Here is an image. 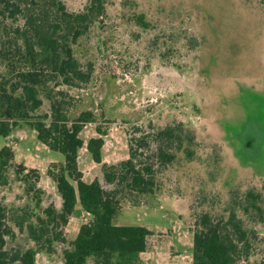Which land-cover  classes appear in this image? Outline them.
I'll return each instance as SVG.
<instances>
[{"label":"rangeland","instance_id":"obj_1","mask_svg":"<svg viewBox=\"0 0 264 264\" xmlns=\"http://www.w3.org/2000/svg\"><path fill=\"white\" fill-rule=\"evenodd\" d=\"M69 12L82 11L88 0H60ZM105 16L72 46L73 58L88 82L77 87L60 85L53 99L64 104L69 119L92 112L95 122L79 134L77 168L82 180L103 185L101 165L93 163L85 146L104 134L101 164L127 158V134L135 126L163 128L182 124L196 139L195 156L178 160L157 178L154 194L137 202H122L113 218L117 226H140L150 232L138 264H191L192 231L201 213L224 215L233 193L261 191L264 196V6L262 0H104ZM142 17L146 27L138 25ZM39 113L49 111L41 96ZM13 151L14 163L39 172L43 191L40 210H59L50 169L63 156L36 140L21 125L0 149ZM11 182L0 190L8 210L11 236L5 249L35 252L33 264H63L81 225L91 216L77 208L63 228V241L46 253L36 250L17 216L34 203L26 185ZM257 244L247 260L264 262V223L253 226ZM86 264H95L93 258Z\"/></svg>","mask_w":264,"mask_h":264},{"label":"trees","instance_id":"obj_2","mask_svg":"<svg viewBox=\"0 0 264 264\" xmlns=\"http://www.w3.org/2000/svg\"><path fill=\"white\" fill-rule=\"evenodd\" d=\"M264 6V0H262ZM105 16L104 0H88L82 11L69 12L60 0H0V137L6 138L21 125L36 134L49 151L63 156V164L50 169L61 208L49 205L40 210L43 191L38 187L39 172L14 163L13 151L0 149V190L9 186L10 171L26 185L25 195L34 203L17 216V227H26L36 250L49 253L62 242L68 219L77 208L91 216L80 226L72 249L64 251L63 264H138L146 250L150 232L140 226H117L113 218L122 202H137L154 194L157 178L181 155L195 156L194 134L182 124L163 128L135 126L127 134V158L117 164H101L104 145L100 128L97 137L85 146L93 163L101 165L103 185L98 180L85 183L77 168L79 138L83 128L95 122L92 112L69 119L64 104L52 94L60 85L77 87L89 80L73 58L72 46ZM138 25L146 27L142 17ZM44 95L49 111L39 113ZM264 191V187L262 188ZM231 208L224 215L199 214L192 231L191 264H239L247 260L257 244L253 226L264 223V196L261 191L233 193ZM8 210L0 198V264H33L35 252L9 253L6 238L12 231ZM264 264V262H262Z\"/></svg>","mask_w":264,"mask_h":264},{"label":"crops","instance_id":"obj_3","mask_svg":"<svg viewBox=\"0 0 264 264\" xmlns=\"http://www.w3.org/2000/svg\"><path fill=\"white\" fill-rule=\"evenodd\" d=\"M58 195V194H57ZM59 197V196H58ZM59 199H60V197H59ZM61 206V205H60ZM61 208V207H60Z\"/></svg>","mask_w":264,"mask_h":264}]
</instances>
